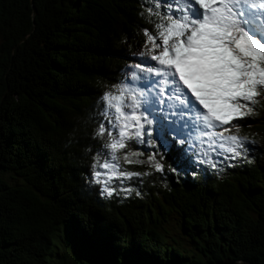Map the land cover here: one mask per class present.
I'll list each match as a JSON object with an SVG mask.
<instances>
[{
  "label": "trees",
  "instance_id": "16d2710c",
  "mask_svg": "<svg viewBox=\"0 0 264 264\" xmlns=\"http://www.w3.org/2000/svg\"><path fill=\"white\" fill-rule=\"evenodd\" d=\"M142 2L0 0V264H264L262 151L226 175L121 161L151 175L113 197L87 182L97 101L151 28ZM245 121L251 137L264 109Z\"/></svg>",
  "mask_w": 264,
  "mask_h": 264
},
{
  "label": "snow or ice",
  "instance_id": "6c2138e0",
  "mask_svg": "<svg viewBox=\"0 0 264 264\" xmlns=\"http://www.w3.org/2000/svg\"><path fill=\"white\" fill-rule=\"evenodd\" d=\"M141 8L151 28H142L125 79L100 95L86 149L87 182L101 198L131 193L124 182L151 175L121 161L164 173L157 155H171L169 172L195 175L207 171L201 165L236 167L230 161L254 151L238 135L250 123L233 121L264 100V0H143ZM130 142L135 151H126Z\"/></svg>",
  "mask_w": 264,
  "mask_h": 264
},
{
  "label": "rangeland",
  "instance_id": "374dc122",
  "mask_svg": "<svg viewBox=\"0 0 264 264\" xmlns=\"http://www.w3.org/2000/svg\"><path fill=\"white\" fill-rule=\"evenodd\" d=\"M262 109H264V100H261L260 103H258V104H256L254 106V113L257 114ZM238 135L241 136V137H246L247 140L249 142H251V146L254 149V151H252L251 153H246L245 154V155H247L248 159H254L255 156L257 155L256 153L260 154V153L263 152L261 155L264 156V128H262L261 131H258L256 133H253L251 135V137L250 136H247V134H244L243 132H240V131H239ZM142 157L144 159L146 158L144 156V154H142L139 157V159L144 160ZM244 161H246V160H244V159L241 160V161L232 160V161H230V163L238 165L237 163H244ZM263 162H264V160H263ZM219 171H221L220 172L221 175H226L228 173H233L234 172V170L232 168H230V167L229 168H226V169H223V170L220 169ZM124 186H127L128 187V182H125L124 183ZM178 221H179V217L177 215H172L171 218H170V223L167 224V227L166 228H168L170 230V232L177 233V231L179 230V226L176 223ZM180 229L182 230V227L181 226H180ZM188 247H190V245H188ZM58 252H60L59 249H58ZM62 254H59V255H62ZM57 257H58V255H57Z\"/></svg>",
  "mask_w": 264,
  "mask_h": 264
},
{
  "label": "water",
  "instance_id": "95a60500",
  "mask_svg": "<svg viewBox=\"0 0 264 264\" xmlns=\"http://www.w3.org/2000/svg\"><path fill=\"white\" fill-rule=\"evenodd\" d=\"M99 264H114L112 262H104V263H99ZM216 264H253L251 262H235V261H230V260H224V261H220Z\"/></svg>",
  "mask_w": 264,
  "mask_h": 264
},
{
  "label": "bare ground",
  "instance_id": "6f19581e",
  "mask_svg": "<svg viewBox=\"0 0 264 264\" xmlns=\"http://www.w3.org/2000/svg\"><path fill=\"white\" fill-rule=\"evenodd\" d=\"M75 238V237H74ZM138 254V253H137Z\"/></svg>",
  "mask_w": 264,
  "mask_h": 264
}]
</instances>
